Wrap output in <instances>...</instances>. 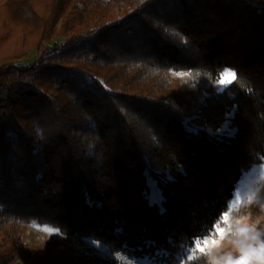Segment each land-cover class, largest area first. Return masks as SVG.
I'll use <instances>...</instances> for the list:
<instances>
[{
  "label": "trees",
  "instance_id": "obj_1",
  "mask_svg": "<svg viewBox=\"0 0 264 264\" xmlns=\"http://www.w3.org/2000/svg\"><path fill=\"white\" fill-rule=\"evenodd\" d=\"M4 1L0 61L9 43L18 59L63 38L0 69V234L14 258L19 225L37 222L114 253L170 251L159 264H182V247L198 255L184 264H212L197 246L264 156V0ZM227 120L237 132L220 137Z\"/></svg>",
  "mask_w": 264,
  "mask_h": 264
},
{
  "label": "rangeland",
  "instance_id": "obj_2",
  "mask_svg": "<svg viewBox=\"0 0 264 264\" xmlns=\"http://www.w3.org/2000/svg\"><path fill=\"white\" fill-rule=\"evenodd\" d=\"M0 6L3 5L0 3ZM60 24L61 21L58 25ZM62 40L63 38H58L50 43L44 42L41 48H33L26 56L18 59L10 57L15 45L9 43L6 47L8 53L5 54L9 57L0 61V69L5 65H33ZM0 58H2L1 55ZM235 79V71H226L223 74V81L213 87V92L224 91ZM236 109L235 106L234 111L227 117L233 118ZM236 132L235 128H231V121L227 120L217 135L233 137ZM258 160L260 162L241 180L235 197L229 204L228 212L224 216V225H216L218 228L209 232L203 243L197 246L199 251L210 255L212 264H225V261L228 264H264V251L256 249L253 245L255 238L264 234V156H259ZM146 176L149 187L147 196L150 203L163 208L164 197L157 182L149 175V172H146ZM151 184H155L159 189L162 197L160 203L155 200L157 194ZM11 226L12 224H7V230H10ZM19 227L20 235L24 240V250L17 258H14L10 240H5V237L0 234V264H4V261L9 264H72L80 258L82 252L86 255L100 253L102 256L118 260L119 264H145V261L147 264H159L160 261L157 258L170 255V251L165 249H159L154 255L146 254L142 257L114 253L87 238L64 235L59 229L48 224L33 222L21 224ZM176 257L184 264L185 261L195 260L198 255L193 249L182 247L181 253Z\"/></svg>",
  "mask_w": 264,
  "mask_h": 264
},
{
  "label": "bare ground",
  "instance_id": "obj_3",
  "mask_svg": "<svg viewBox=\"0 0 264 264\" xmlns=\"http://www.w3.org/2000/svg\"><path fill=\"white\" fill-rule=\"evenodd\" d=\"M153 186V189L155 191V193L157 194V198L155 199L156 202L160 203V201L162 200V197L159 194V189L157 188V186L155 184H151ZM145 264H147V262L145 261Z\"/></svg>",
  "mask_w": 264,
  "mask_h": 264
},
{
  "label": "clouds",
  "instance_id": "obj_4",
  "mask_svg": "<svg viewBox=\"0 0 264 264\" xmlns=\"http://www.w3.org/2000/svg\"><path fill=\"white\" fill-rule=\"evenodd\" d=\"M225 264H228V262H227V261H225Z\"/></svg>",
  "mask_w": 264,
  "mask_h": 264
}]
</instances>
